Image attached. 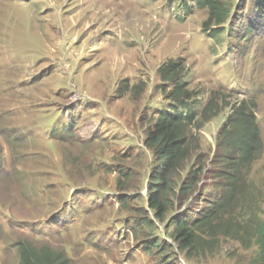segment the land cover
Listing matches in <instances>:
<instances>
[{
	"label": "rangeland",
	"instance_id": "1",
	"mask_svg": "<svg viewBox=\"0 0 264 264\" xmlns=\"http://www.w3.org/2000/svg\"><path fill=\"white\" fill-rule=\"evenodd\" d=\"M230 4L211 39L197 0H0V264H20V243L69 264H251L255 247L221 228L193 256L179 250L168 220L199 206L161 222L146 205L158 163L144 140L160 112L180 111L163 63L183 64L196 111L217 105L188 130L181 178L197 152L214 154L240 102L264 144V0ZM245 178L264 218V148Z\"/></svg>",
	"mask_w": 264,
	"mask_h": 264
},
{
	"label": "trees",
	"instance_id": "2",
	"mask_svg": "<svg viewBox=\"0 0 264 264\" xmlns=\"http://www.w3.org/2000/svg\"><path fill=\"white\" fill-rule=\"evenodd\" d=\"M230 1L197 0L207 9L202 30L211 39L223 33L230 14ZM183 71V64L177 61H167L158 69L160 81L169 87L168 91L163 90L166 99L180 111L174 107L170 112H160L144 140V146L152 151L158 163L149 176L147 208L162 222L174 205L179 210L185 204L199 206L168 220L173 240L179 250L189 256L198 250L202 233L214 237L221 228L223 236L237 241L243 249L255 247L256 255L251 264H264V218L260 216L259 205L249 200L254 193L245 178L246 170L264 148L255 113L249 103L231 106L218 133L214 154L208 157L197 152L181 178L192 156L188 130L192 126L199 129L217 109L210 101L201 112L189 105L192 92L182 80ZM207 180L212 192L202 197L209 186H205ZM17 247L20 264H69L62 252L48 248L38 250L25 243Z\"/></svg>",
	"mask_w": 264,
	"mask_h": 264
}]
</instances>
